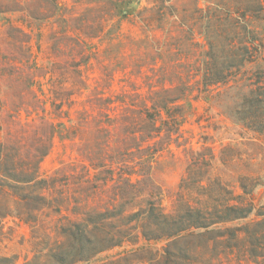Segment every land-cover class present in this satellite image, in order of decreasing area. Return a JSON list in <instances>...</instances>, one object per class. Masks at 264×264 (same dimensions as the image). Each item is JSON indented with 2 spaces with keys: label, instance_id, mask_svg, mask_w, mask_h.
<instances>
[{
  "label": "rangeland",
  "instance_id": "rangeland-1",
  "mask_svg": "<svg viewBox=\"0 0 264 264\" xmlns=\"http://www.w3.org/2000/svg\"><path fill=\"white\" fill-rule=\"evenodd\" d=\"M218 1L224 0H0L3 137L29 146L36 134L55 129L39 164L43 175L89 164L83 151L93 139L92 125L107 114L111 144L120 145L125 137L121 118L139 103L148 102L155 91L168 89L175 96L173 87L194 86L198 77L187 74L201 64L205 44L204 22L194 18V10ZM251 23L264 35V18ZM243 77L219 95L224 87L215 88L212 99L194 91L189 102L180 100L185 109L179 137L162 144L150 171L166 211L173 208L181 179L198 153L213 154L210 171L225 180L233 183L247 175L263 181L256 192L264 200V123L231 115L250 90L264 101V52ZM84 117L89 124L78 133ZM226 158L230 162L223 164ZM7 203L0 194V264H62L52 256L61 244L66 247L58 216L42 211L31 224L4 214ZM126 249L114 247L89 262L69 264L107 262ZM213 264L264 262L239 254Z\"/></svg>",
  "mask_w": 264,
  "mask_h": 264
},
{
  "label": "trees",
  "instance_id": "trees-1",
  "mask_svg": "<svg viewBox=\"0 0 264 264\" xmlns=\"http://www.w3.org/2000/svg\"><path fill=\"white\" fill-rule=\"evenodd\" d=\"M194 11V18L204 22L205 38L201 64L187 74L198 77L194 86L173 87L175 96L168 89L155 91L139 103L121 118L125 137L120 145L111 144L108 114L94 122L93 139L83 151L89 164L43 175L39 164L51 147L54 126L49 135L36 134L29 146L3 137L0 127V194L9 199L4 214L31 224L39 212L57 215L66 247L61 244L52 256L62 264L89 262L123 245L129 249L99 264H213L239 254L264 262V200L256 192L263 181L247 175L233 183L225 180L210 171L214 155L198 153L181 179L173 208L166 211L151 179L162 144L179 137L185 109L180 100L189 102L194 91L212 99L217 87H224L218 95L224 93L264 52L263 32L251 23L264 18V0H224ZM241 96L231 115L264 123V101L251 90ZM84 124H89L86 117L75 130L83 132Z\"/></svg>",
  "mask_w": 264,
  "mask_h": 264
}]
</instances>
